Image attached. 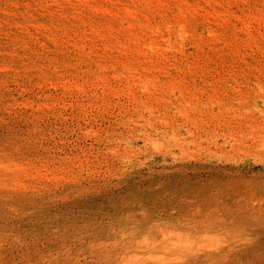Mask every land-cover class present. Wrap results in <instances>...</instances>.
Segmentation results:
<instances>
[{"label":"rangeland","instance_id":"374dc122","mask_svg":"<svg viewBox=\"0 0 264 264\" xmlns=\"http://www.w3.org/2000/svg\"><path fill=\"white\" fill-rule=\"evenodd\" d=\"M0 264H264V0H0Z\"/></svg>","mask_w":264,"mask_h":264}]
</instances>
